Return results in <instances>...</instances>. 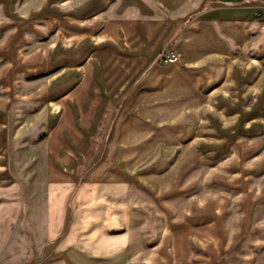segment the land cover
<instances>
[{
  "label": "crops",
  "instance_id": "0c3cea01",
  "mask_svg": "<svg viewBox=\"0 0 264 264\" xmlns=\"http://www.w3.org/2000/svg\"><path fill=\"white\" fill-rule=\"evenodd\" d=\"M262 144L264 0H0V264H264Z\"/></svg>",
  "mask_w": 264,
  "mask_h": 264
},
{
  "label": "rangeland",
  "instance_id": "374dc122",
  "mask_svg": "<svg viewBox=\"0 0 264 264\" xmlns=\"http://www.w3.org/2000/svg\"><path fill=\"white\" fill-rule=\"evenodd\" d=\"M256 158H250V159H239V160H231V159H224L220 163L217 164H208V166H218L225 169V173L222 175L223 177V188L225 190L224 198H230V194H227L226 191H231L236 189H242V181H235L237 176H233L230 174H227L228 171H232V168H235L236 170L243 171L246 168H249L251 166H262L264 162V144H262V147L258 149L256 153H254ZM197 165V164H196ZM200 164H198L199 166ZM236 183H239L240 187L236 186ZM219 191V188L217 189ZM229 245L236 246L239 248V254H229L225 257L230 260H249L247 259V255L243 253H247L248 249H255V252H258L259 248H261L264 245V234H238L237 238L232 242L229 243ZM249 257H253L250 255Z\"/></svg>",
  "mask_w": 264,
  "mask_h": 264
},
{
  "label": "built area",
  "instance_id": "2783aa9c",
  "mask_svg": "<svg viewBox=\"0 0 264 264\" xmlns=\"http://www.w3.org/2000/svg\"><path fill=\"white\" fill-rule=\"evenodd\" d=\"M180 60V57L176 51L173 49H169L165 52L163 56L162 62L164 64H170V63H178Z\"/></svg>",
  "mask_w": 264,
  "mask_h": 264
}]
</instances>
